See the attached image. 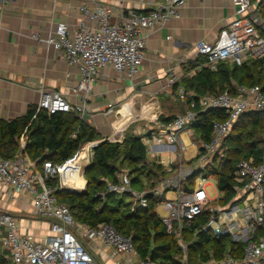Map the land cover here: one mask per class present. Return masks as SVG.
Here are the masks:
<instances>
[{
  "label": "built area",
  "instance_id": "obj_1",
  "mask_svg": "<svg viewBox=\"0 0 264 264\" xmlns=\"http://www.w3.org/2000/svg\"><path fill=\"white\" fill-rule=\"evenodd\" d=\"M147 1L153 9L123 10L121 22L115 23L112 17L116 9L106 0H82V19L77 30L71 31L69 25L62 22L46 36L34 35L47 48L62 53L67 64L76 67L80 73V79L72 86L70 94L75 97L76 103H72L66 93L48 91L42 85L37 112L46 110L50 115L76 113L83 118L102 70L109 67L127 78H136L146 57L149 30L180 17L187 4V0ZM263 1L233 0L235 18L221 29L218 38L215 41L199 40L194 44L196 53L205 59L199 69L206 67L215 71L221 64L242 66L247 61L264 57ZM176 81V73L171 71L169 84L174 85ZM176 98L185 104L183 114L177 115L168 124L159 122L156 117L153 122L157 131L147 129L140 133L149 155H181L176 168L172 166L175 158L169 157L165 162V170L175 171L176 177L162 179L160 186L138 190L133 187L129 172L120 171L116 181L106 180L107 192L120 196L129 194L136 204L143 207L148 206L150 196H164L157 210L160 207L166 214L158 216L168 233L177 237L183 251L181 264H190L184 238L185 227H190L194 219L204 213L209 218L202 227L203 232L218 238L230 235L234 243L242 242L244 246L242 256L237 255V248L234 251L228 247L222 259L211 258L199 264H264V156L259 162L249 156L236 163L232 186L234 195L228 202L222 200L225 193L219 189L217 179L222 197L209 198L206 173L201 175L199 186L195 182L194 188L189 189L187 185L188 179L197 170H205L221 161L224 141L243 115L264 111L262 87L238 85L233 93L224 91L198 95L179 86ZM212 110L224 113L225 119L213 122L212 139L206 142L195 133L194 126L202 113ZM118 111L115 104H107V114ZM183 134L198 144L196 161L188 166L183 165L187 151ZM26 139V135L21 138L22 149L26 147ZM108 140L122 142L124 137L122 135L117 139L111 136ZM101 141L85 143L89 145V160ZM81 148L63 163L44 161L41 169L27 159L22 160L21 154L15 159H6L0 154V186L28 194L36 216L48 223V233L40 238L23 232L16 216L8 210H0V247L8 252L12 264H100L85 245V240L112 247L115 253L125 255L130 262L132 258L131 264H164L140 258L132 239L120 234L112 224L102 223L93 228L77 221L69 206L58 200L57 189L72 187L66 183V173L69 164L78 158ZM54 179L59 182L56 187L49 184V180ZM170 190H173L174 196L166 197Z\"/></svg>",
  "mask_w": 264,
  "mask_h": 264
},
{
  "label": "crops",
  "instance_id": "obj_2",
  "mask_svg": "<svg viewBox=\"0 0 264 264\" xmlns=\"http://www.w3.org/2000/svg\"><path fill=\"white\" fill-rule=\"evenodd\" d=\"M106 1L116 9L112 17L115 23L121 22L123 10L153 9L147 0ZM81 3L82 0H0V119L12 121L24 116L30 106H37L42 85L48 91H62L72 103L77 102L70 94L72 86L80 79L78 69L69 66L62 53L47 48L34 35L46 36L62 22L68 24L71 31L77 30L82 19ZM234 18L233 0H187L180 17L149 30L146 57L136 78H127L109 67L102 70L82 119L96 128L102 136L100 140L111 136L118 139L122 135L125 139L129 134L140 136L145 130L131 129V120L137 117H146L147 124L151 125L146 128L157 131L153 122L156 117L183 114L185 104L176 98V88L184 87L186 80L202 70L194 44L199 40L215 41L221 29ZM171 71L176 73L174 85L169 84ZM109 103L115 104L119 111L107 114ZM23 135L26 133L19 139L20 148ZM87 146L82 144L81 151L85 147L87 150ZM23 150L19 152L21 159L37 166L22 154ZM164 154L151 153L150 157L163 167L169 157L175 158L172 166L176 168V155ZM89 164H82L84 184L83 170ZM0 210H8L16 216L23 232L40 238L48 233V223L36 216L26 193L0 186ZM85 242L100 264L132 263V258L130 262L125 255L115 253L102 242Z\"/></svg>",
  "mask_w": 264,
  "mask_h": 264
},
{
  "label": "trees",
  "instance_id": "obj_3",
  "mask_svg": "<svg viewBox=\"0 0 264 264\" xmlns=\"http://www.w3.org/2000/svg\"><path fill=\"white\" fill-rule=\"evenodd\" d=\"M261 6L264 13V1ZM199 60L201 63L205 61L202 57ZM184 84L186 89L198 95L224 91L233 93L238 85H260L264 91V57L247 61L242 66L221 64L215 71L205 67ZM175 117L160 115L158 121L168 124ZM223 119L224 113L216 110L202 113L194 131L202 140L209 142L212 139L213 122ZM24 132L28 140L22 154L34 161L39 169L46 160H51L54 164L63 163L77 153L82 144L102 138L93 125L76 113L61 112L50 115L46 110L37 112V106L32 105L24 116L12 121L0 119L2 157L14 159L19 154V139ZM223 148L221 161L205 170H197L188 179L187 185L189 189L194 188L195 178L204 173L206 176H214L219 189L225 193L222 199L225 203L234 195L232 186L236 163L249 156L255 157L259 162L264 156V111L243 115L225 139ZM148 157L141 136L129 134L122 142L102 140L94 149L92 164L84 172L88 180L87 189L82 192L57 189L55 193L60 202L69 206L77 221L93 228L109 223L120 234L130 237L140 258L158 260L164 264H181L183 251L177 237L168 233L157 213V205L163 201L164 196H150L147 207L136 204L134 209H122L121 197L126 194L120 197L108 193L106 189V180L116 181L117 173L125 162L130 166L132 185L138 190L143 189V179L152 174L155 177L157 173L162 176L168 174L161 164L150 162ZM49 184L58 186V179L49 180ZM208 218L206 213L198 216L192 222L189 234H184L190 264H199L200 261L205 262L212 257L222 259L228 247L234 251L237 248V255L242 256L244 243H234L230 235L218 238L203 232L202 227ZM0 264H8L1 254Z\"/></svg>",
  "mask_w": 264,
  "mask_h": 264
},
{
  "label": "rangeland",
  "instance_id": "obj_4",
  "mask_svg": "<svg viewBox=\"0 0 264 264\" xmlns=\"http://www.w3.org/2000/svg\"><path fill=\"white\" fill-rule=\"evenodd\" d=\"M147 123H148L147 118L146 117H141L138 120L133 122V125L131 126V129L140 127V129L147 130L146 127H149V126L151 127V125L150 124L148 125ZM145 130H142L141 133L144 132ZM130 133H131V131H130ZM259 136H261V135L259 134ZM182 137L184 139L185 145L187 146V151L184 153V163H183V165L184 166H188L189 164H192L193 162L196 161L195 159H196V157L198 155V148H197L198 144L194 141L193 138H189L186 134H183ZM167 155H168V153L164 154V156H167ZM175 157H176V162H175L174 166L177 167L179 165V163H180L181 155L176 154ZM151 158L152 157H150V155H149L148 159L150 160V162L151 161L153 162L154 159L153 158L151 159ZM92 159L93 158H90V162H91L90 164H92ZM129 168H130V166L128 165L127 162H125L124 165L121 167V171L122 172H130ZM175 173H176L175 171L168 172V174L166 176L165 175L162 176L159 173H157L158 175L156 177L152 174L148 178L143 179V182H144V188L143 189H149V188H153L155 186H160L162 179H166V178H169V177L170 178H174V177H176ZM85 180L86 181H85V184H84L83 188L81 187V188L77 189L78 190L77 192H82V191H85L87 189L88 180L86 178H85ZM195 181H196V184L199 186L202 183L201 176H197L195 178ZM171 191H173V190H170V192H168L166 197L174 196L175 193H173ZM206 191H207V193L209 195V198H211V199H213V198L217 199V198H221L222 197L220 191L218 190L216 178L214 176H208V186L206 187ZM71 192H73V191H71ZM121 200H122V204H123L122 209H124V208L134 209V207L136 206L135 199L133 197H131L129 194H126L125 196L121 197ZM159 205H161V204H159ZM157 213L160 216H165V214H166V212L160 207L158 208ZM189 230H190V227L186 226L184 234L188 235L189 234ZM85 245H86V242H85ZM0 254H1L2 258L5 261L8 262V264H12V261H11L9 255L7 254L6 251H4V250H2L0 248ZM200 263H203V262L200 261Z\"/></svg>",
  "mask_w": 264,
  "mask_h": 264
},
{
  "label": "bare ground",
  "instance_id": "obj_5",
  "mask_svg": "<svg viewBox=\"0 0 264 264\" xmlns=\"http://www.w3.org/2000/svg\"><path fill=\"white\" fill-rule=\"evenodd\" d=\"M88 148L89 147L87 146V150L85 147L83 151H80L78 158L68 166V171L66 173V183H69L70 186H72L71 189H78L79 186H82L84 184L82 164L87 165L90 162V153Z\"/></svg>",
  "mask_w": 264,
  "mask_h": 264
},
{
  "label": "water",
  "instance_id": "obj_6",
  "mask_svg": "<svg viewBox=\"0 0 264 264\" xmlns=\"http://www.w3.org/2000/svg\"><path fill=\"white\" fill-rule=\"evenodd\" d=\"M90 165H91V164H89L87 167H89ZM87 167H86V168H87ZM86 168H85V169H86ZM84 172H85V170H84ZM194 174H195V173H194ZM194 174H193V175H194ZM68 190H69V191H73V192H77V191H78V190H76V189H68ZM150 195H151V194H148L147 196H150Z\"/></svg>",
  "mask_w": 264,
  "mask_h": 264
}]
</instances>
